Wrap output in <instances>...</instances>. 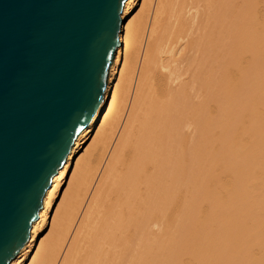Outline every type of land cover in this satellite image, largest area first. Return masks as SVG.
<instances>
[{
    "label": "bare ground",
    "instance_id": "1",
    "mask_svg": "<svg viewBox=\"0 0 264 264\" xmlns=\"http://www.w3.org/2000/svg\"><path fill=\"white\" fill-rule=\"evenodd\" d=\"M121 20L104 103L9 264H264V0H127Z\"/></svg>",
    "mask_w": 264,
    "mask_h": 264
},
{
    "label": "water",
    "instance_id": "2",
    "mask_svg": "<svg viewBox=\"0 0 264 264\" xmlns=\"http://www.w3.org/2000/svg\"><path fill=\"white\" fill-rule=\"evenodd\" d=\"M127 0H0V264L101 109Z\"/></svg>",
    "mask_w": 264,
    "mask_h": 264
},
{
    "label": "rangeland",
    "instance_id": "3",
    "mask_svg": "<svg viewBox=\"0 0 264 264\" xmlns=\"http://www.w3.org/2000/svg\"><path fill=\"white\" fill-rule=\"evenodd\" d=\"M91 140L87 141V143L84 145V148L80 151V153L77 155L80 156L85 148L90 144ZM68 179V178H67ZM69 180V179H68ZM67 185H68V181L66 183H64V185L62 186V190H60V194L57 196V198L54 200V203H53V207H51L49 210H48V222H47V225L43 228L42 231L39 232L37 238H38V241L40 242V240L47 235V233H49V229H50V225H49V222L50 220H52V216L54 215V211H55V208H56V205L57 203L59 202V197H61V193L64 192V190L67 188ZM61 199V198H60ZM36 248L37 247H34L33 248V252H32V255H29L28 257H26L25 259H23V261L19 262V263H16V264H30L31 262V258L34 256V252H36Z\"/></svg>",
    "mask_w": 264,
    "mask_h": 264
}]
</instances>
